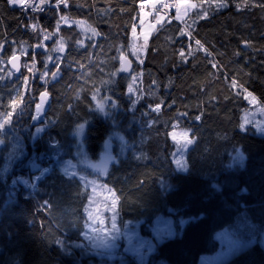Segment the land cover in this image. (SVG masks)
Wrapping results in <instances>:
<instances>
[{
	"label": "trees",
	"instance_id": "obj_1",
	"mask_svg": "<svg viewBox=\"0 0 264 264\" xmlns=\"http://www.w3.org/2000/svg\"><path fill=\"white\" fill-rule=\"evenodd\" d=\"M142 1L63 0L62 14L74 25L58 33L55 9L25 14L0 0V112L9 115V137L0 150V264H109L96 255L80 258L62 251L55 242L83 239L89 190L82 201L78 185L57 173L41 181L44 191L34 195L12 183L28 171L30 160L40 167L42 159L56 154L52 142L69 143L70 131L79 124L89 131L94 156L109 134H121L130 146L104 181L117 196L120 223L137 222L140 233L151 237L157 219L175 222L176 234L156 244L148 264H200L202 256L221 249L219 230L246 223L253 229L245 235L252 237L264 229V136L238 127L249 107L246 91L264 105V0H192L195 9L185 19L158 24L137 61L130 47ZM78 21L100 35L86 36ZM46 33L52 35L45 38ZM61 38L65 50L52 53L49 65V49ZM16 54L22 70L9 76L7 62ZM123 62L131 68L125 70ZM56 70L59 79L49 82ZM132 73L140 75L135 95L129 91ZM45 90L51 100L40 125L48 127L33 141L31 119ZM98 94L114 99L113 115L96 108ZM155 105L160 112L152 111ZM176 127L190 129L199 142L190 150L187 175L176 173L168 160L174 150L170 132ZM233 143L248 153L247 168L224 173L218 157L225 144ZM113 147L122 150L117 141ZM133 147L141 161L133 158ZM9 155L16 159L6 170ZM205 172L222 191L202 178ZM162 177L170 191L161 189ZM243 187L246 194L240 193ZM45 199L52 208L42 206ZM182 219L187 220L183 227ZM121 264L139 263L125 252ZM222 264H264V247L255 241Z\"/></svg>",
	"mask_w": 264,
	"mask_h": 264
},
{
	"label": "rangeland",
	"instance_id": "obj_2",
	"mask_svg": "<svg viewBox=\"0 0 264 264\" xmlns=\"http://www.w3.org/2000/svg\"><path fill=\"white\" fill-rule=\"evenodd\" d=\"M161 0H143L141 2L140 16L138 28L135 29V36L131 35L130 51L137 61H140V54L144 52L143 44L148 41L152 33L157 28L158 24L164 21V18L158 16L152 19L145 8L148 6L157 5ZM156 2V3H155ZM155 3V4H151ZM180 8H177L176 17L179 20L185 19L188 14L195 9V2L192 0H178ZM145 7V8H144ZM25 12L24 8H20ZM34 13V12H29ZM35 23H31L33 27ZM87 27L88 25L85 24ZM84 31V29H83ZM85 35H91V32H85ZM130 52V53H131ZM129 53V54H130ZM53 58L48 59L50 65ZM2 62V61H0ZM4 62L0 63V68L3 69ZM55 73V75H53ZM49 79V82H54L59 79L61 73L56 70ZM1 74V71H0ZM140 84V75L132 73L130 75V94L135 95L137 86ZM245 98L249 107L244 112L241 125L242 130L249 128L264 126V105L259 99L250 91L245 92ZM138 99V98H137ZM96 108L105 116L113 115V110L116 108L114 99L110 96L100 97L96 95ZM161 110V109H160ZM160 112V111H159ZM9 115L0 112V126L3 129V135L0 136V150L4 145L5 137H9L6 129V121ZM48 123L38 125L34 129L33 141L37 140L44 133ZM175 132L178 137L186 136L191 139V130L187 128L176 127L171 130V134ZM115 141L122 144V150L128 152L130 147L121 134H113L108 139L109 148H112ZM51 145H56V141ZM7 165L5 169H10L11 162L16 159V156H8ZM32 167L38 168L37 162H32ZM22 165V164H21ZM20 174V173H19ZM15 175H18L16 173ZM22 175V174H21ZM19 176V175H18ZM106 185V184H105ZM89 190V203L84 212V219L86 222V230L83 234V239L80 241L69 242L62 239L65 243V252H77L80 258L90 255H96L102 259L108 260L109 264H121L125 252H130L136 258L139 264H148L150 256L156 249V244L162 240L172 237L176 234L175 222L172 218H159L155 221L152 232L153 237L144 236L139 231V224L137 222L127 221L120 223L117 212V196L114 190L106 185L104 188H97L95 192L91 188ZM43 207H48L47 204H42ZM187 221V220H186ZM181 222V220H180ZM181 224V223H180ZM252 227L246 223H239L236 228H224L217 232L216 237L221 243V249L214 254L204 255L201 258L200 264H222L229 260L235 253L240 251L244 246L259 241L264 247V229L261 230L259 236L247 237L245 234L252 232ZM120 261L115 263V259Z\"/></svg>",
	"mask_w": 264,
	"mask_h": 264
},
{
	"label": "clouds",
	"instance_id": "obj_3",
	"mask_svg": "<svg viewBox=\"0 0 264 264\" xmlns=\"http://www.w3.org/2000/svg\"><path fill=\"white\" fill-rule=\"evenodd\" d=\"M94 31L91 32L92 37L99 36L100 33L93 28ZM79 41L78 43H81ZM65 50L64 43L55 45L52 49H49V55L47 59H51V54L54 52H63ZM18 57H14L11 61V69L8 71L7 75L12 74V70L19 71L20 65L18 63ZM2 63V62H0ZM28 67V65H25ZM35 68V61L29 68L31 71ZM3 69L0 68V71ZM4 77L0 76V80ZM17 95H20V90L17 89ZM155 95V93H153ZM15 107V104L13 105ZM197 119H199L197 117ZM238 127L243 128V125H238ZM258 135L264 136V126H257L252 128ZM245 130L244 132L248 131ZM89 132V131H88ZM88 132L84 130V125H77L69 133L70 142L66 145L61 142V140L56 141L54 146L56 154L47 156L41 160L40 167L33 168L31 160L26 165L28 171L24 175L16 176L13 179V184L17 185V190L19 186H23L24 189L28 190L26 194H35L37 192H43L44 189L40 186V182L45 180L49 175L57 173L64 180L69 182H74L78 185L80 195L83 199L87 195L88 189L91 188L93 192L99 187L104 188L106 185L104 181H109L111 173L114 167H119L121 165L122 159L126 158V153L123 150H116L114 147L109 148L108 139L111 134L106 136L98 147V151L95 156L90 150V145L88 142ZM224 142L228 141L229 138H223ZM172 149L170 152L171 167L176 173L187 175L192 169V162L190 161V150L194 148L199 142L193 137L191 139L186 138V136L178 137L175 132L171 134ZM2 143V142H0ZM207 153L208 150L204 149ZM132 156L135 160L141 161V157L136 154L134 147L132 148ZM248 153L244 150L242 144H225L222 148V153L218 157L219 168L224 173H235L244 171L248 164ZM218 178L219 172L216 173ZM203 179H210V186L216 191H222L221 183L217 182V179H212L210 174L205 172L202 175ZM162 190H171V185H168L163 177L160 180ZM248 189L243 187L240 189L241 194H246ZM44 204H47L49 208L52 205L48 203V200H43ZM181 227H183L187 221L181 220ZM56 244L59 245L62 251L65 250V243L62 239H57ZM203 259V258H202Z\"/></svg>",
	"mask_w": 264,
	"mask_h": 264
},
{
	"label": "built area",
	"instance_id": "obj_4",
	"mask_svg": "<svg viewBox=\"0 0 264 264\" xmlns=\"http://www.w3.org/2000/svg\"><path fill=\"white\" fill-rule=\"evenodd\" d=\"M63 0H58L56 2H52L51 0H8L10 6L14 8H24L25 14L29 12L41 13L46 11L49 8L55 9L60 15V29L62 26H72L73 20L68 16L62 14L61 2ZM169 5L167 8L164 5ZM178 0H161L157 5L148 6L146 8L147 14L149 16L158 17L161 16L164 18V21L168 23H172L177 20L176 13ZM62 17H66L67 21L61 19ZM161 109L160 105H155L152 107V111L158 113Z\"/></svg>",
	"mask_w": 264,
	"mask_h": 264
},
{
	"label": "water",
	"instance_id": "obj_5",
	"mask_svg": "<svg viewBox=\"0 0 264 264\" xmlns=\"http://www.w3.org/2000/svg\"><path fill=\"white\" fill-rule=\"evenodd\" d=\"M1 52V51H0ZM14 57H18V63L20 65V69L19 71H15L13 70L16 74H19L22 70V60H21V56L19 54H16L14 56H12L11 58H9L8 60V65L9 67L11 68L12 65H11V61L13 60ZM123 68L125 70H129L131 68V65L126 63V62H123ZM50 94L48 91H43L40 93L39 97H38V101L34 107V114H33V117L31 119V126H38L40 125L41 121L44 119L45 115H46V112L48 110V106H49V103H50Z\"/></svg>",
	"mask_w": 264,
	"mask_h": 264
},
{
	"label": "snow or ice",
	"instance_id": "obj_6",
	"mask_svg": "<svg viewBox=\"0 0 264 264\" xmlns=\"http://www.w3.org/2000/svg\"><path fill=\"white\" fill-rule=\"evenodd\" d=\"M65 2H66V0H65ZM168 6H169V5H167V4L164 5L165 8H167ZM141 7H143V6H141ZM176 7L179 9V8H180V5L177 4ZM61 19L65 20V22L67 21V18H66V17H62ZM76 23H78V24L80 25V27H81L82 29H84L85 32H88V31L92 32V31H94V29L91 28V26H87V27H86L83 21H78V22H76ZM35 27H36V26L34 25L33 28H35ZM57 28H59V23L57 24ZM51 35H52V33H46L45 38H47L48 36H51ZM133 35L135 36V30H133ZM61 43H64V42H63V38H61V40L57 42V45H59V44H61ZM81 43H82V42H81ZM197 43H199V42H197ZM61 53H62V52H61ZM181 56H183V53H181ZM53 75H55V73H54Z\"/></svg>",
	"mask_w": 264,
	"mask_h": 264
},
{
	"label": "crops",
	"instance_id": "obj_7",
	"mask_svg": "<svg viewBox=\"0 0 264 264\" xmlns=\"http://www.w3.org/2000/svg\"><path fill=\"white\" fill-rule=\"evenodd\" d=\"M157 1H158V0H156V2H157ZM156 2H155V3H156ZM155 3H151V4H155ZM152 19H153V18H152Z\"/></svg>",
	"mask_w": 264,
	"mask_h": 264
}]
</instances>
